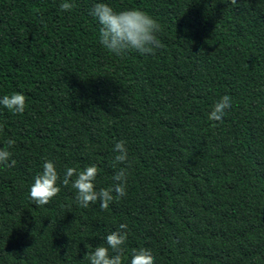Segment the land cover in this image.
Wrapping results in <instances>:
<instances>
[{
  "label": "trees",
  "instance_id": "16d2710c",
  "mask_svg": "<svg viewBox=\"0 0 264 264\" xmlns=\"http://www.w3.org/2000/svg\"><path fill=\"white\" fill-rule=\"evenodd\" d=\"M0 0V264H90L86 253L128 228L155 264H264V0ZM98 2L142 10L163 27L154 55L99 43ZM232 98L223 123L213 105ZM216 126H213V125ZM129 150L127 196L79 206L71 183L45 206L30 197L52 161L99 169L110 188L113 146ZM10 163V161H9ZM75 179V177H73Z\"/></svg>",
  "mask_w": 264,
  "mask_h": 264
},
{
  "label": "clouds",
  "instance_id": "9594fccd",
  "mask_svg": "<svg viewBox=\"0 0 264 264\" xmlns=\"http://www.w3.org/2000/svg\"><path fill=\"white\" fill-rule=\"evenodd\" d=\"M236 3L237 0H231V4L236 5ZM59 7L61 11H70L74 5L67 0H62ZM89 14L100 25L99 43L116 56H122L129 51H135L141 55H154L163 47L159 38V34L163 31L162 25L142 10L116 11L107 3L98 2ZM0 104L13 114L23 115L27 108V98L22 93L15 92L0 98ZM231 106L232 98L224 95L213 105L209 120L223 123V118ZM15 143L14 139H9L8 147L0 148V165L15 166L16 161L11 159L12 153L8 150ZM113 152L115 153L113 167L124 166L119 167L115 172L110 188L97 189L96 180L99 169L95 165H90L82 171L68 167L61 178L55 164L52 161H46L42 165V172L34 178L30 188L31 199L37 206L48 205L60 193L61 183L65 187L71 183L72 188L76 190V201L79 206L88 208L98 203L102 210H107L110 203L127 196L128 168L131 166L126 141L116 142ZM127 228L126 224H120L118 230L107 235V246H97L94 251L86 253L85 259L90 264H123L127 252ZM129 255L130 264H155V257L150 249H132Z\"/></svg>",
  "mask_w": 264,
  "mask_h": 264
}]
</instances>
